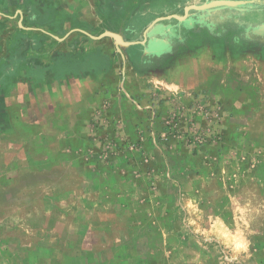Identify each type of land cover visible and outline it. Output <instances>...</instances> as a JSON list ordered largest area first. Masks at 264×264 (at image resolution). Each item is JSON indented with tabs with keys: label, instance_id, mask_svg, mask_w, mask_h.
Here are the masks:
<instances>
[{
	"label": "rangeland",
	"instance_id": "obj_1",
	"mask_svg": "<svg viewBox=\"0 0 264 264\" xmlns=\"http://www.w3.org/2000/svg\"><path fill=\"white\" fill-rule=\"evenodd\" d=\"M197 1L0 0V97L38 94L28 107L39 127L63 94L72 104L87 96L71 114L86 125L81 141L48 170L5 166L17 147L0 131V264H264V94H119L107 70L105 81L71 76L66 90L23 71L69 47L124 60L139 48L133 63L153 60L142 49L156 30L173 52L193 47L196 36L178 39L177 18L153 21Z\"/></svg>",
	"mask_w": 264,
	"mask_h": 264
},
{
	"label": "crops",
	"instance_id": "obj_2",
	"mask_svg": "<svg viewBox=\"0 0 264 264\" xmlns=\"http://www.w3.org/2000/svg\"><path fill=\"white\" fill-rule=\"evenodd\" d=\"M195 12L202 14L199 16H206L204 17L206 19L187 18L178 21V39L196 36L198 39L193 47L181 43L176 45L173 52L172 48H169L168 39L161 36L159 30L155 31L158 35H152L147 39V46L142 52L157 63H153V60L133 63V58L139 55L137 50L139 48L133 49L132 52H135L133 57L127 56V60H124L119 55L110 58L98 48L91 53L72 54V48L69 47L61 50L60 55L55 57L49 54L36 55L23 71L28 72L26 77L32 83L40 82L41 78L46 77L47 80L44 81L47 83L65 82V85L69 86L66 90L70 88V82L67 81L71 76L81 82L83 75L93 72L95 75L99 74L101 78L104 76L102 80L105 81L107 70L108 74L109 72L112 74L113 83L119 84L120 87L117 89L119 94H150L151 89L161 94H226L227 99L235 97L236 94H264V8L252 10L217 8ZM249 29L255 31L260 38L249 39ZM236 37L240 39L233 40ZM1 47L2 45L0 51ZM69 61L75 62L72 74H66ZM19 77L21 78H17L15 83L24 82L25 78L20 75ZM0 82H3L1 77ZM98 89L99 92L102 91V88ZM36 95L38 94H30L22 99V94H1L0 131L5 134L8 143L17 147V153L6 160L5 166L16 163L22 164L20 167L26 163L48 170L49 164L55 161L63 162V157L70 155L65 148L68 141L72 143L81 141L80 136L86 125L81 121L73 122L71 114L77 107L83 109L84 113L86 94H79V101L75 104L71 101L72 94H63L64 101H59L51 108L48 106V114L52 117L38 122L39 127L34 126L33 110L28 107L29 98ZM50 95L52 94H43ZM224 97L226 98L225 95ZM25 127H30L31 132L25 133L28 136L24 137V141H16V137L22 134L21 131ZM7 147L11 148L10 145ZM22 147L25 153H22ZM7 170L9 169L3 171L2 177H10Z\"/></svg>",
	"mask_w": 264,
	"mask_h": 264
},
{
	"label": "water",
	"instance_id": "obj_3",
	"mask_svg": "<svg viewBox=\"0 0 264 264\" xmlns=\"http://www.w3.org/2000/svg\"><path fill=\"white\" fill-rule=\"evenodd\" d=\"M217 8H228V9H236V10H252L257 8H264V0H206L205 2L202 3L186 5L184 7V12L182 15L172 14L165 17H158L153 21V23L156 22L157 20L171 18V17L177 18L178 20H185L189 16V12L191 10L210 11L212 9H217ZM104 34H109L114 38L115 42L123 46L136 43L134 41L125 42L122 40H117L115 34L110 31L104 32L103 34H101V36Z\"/></svg>",
	"mask_w": 264,
	"mask_h": 264
}]
</instances>
